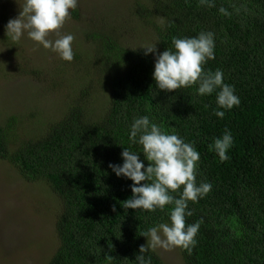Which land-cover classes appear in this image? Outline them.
Returning a JSON list of instances; mask_svg holds the SVG:
<instances>
[{"label":"trees","instance_id":"16d2710c","mask_svg":"<svg viewBox=\"0 0 264 264\" xmlns=\"http://www.w3.org/2000/svg\"><path fill=\"white\" fill-rule=\"evenodd\" d=\"M125 1L129 17L151 32L155 54L126 43L109 13L106 25L83 32V47L72 46L77 66L59 70L60 113L37 120L33 135L18 131L15 114L0 120V159L59 201L58 243L47 264H137L135 255L147 243L141 233L168 222L174 205L163 212L124 208L133 182L109 167L123 163L125 147L147 166L142 147L128 138L133 118L144 115L193 145L200 154L197 183L212 185L204 198L189 201L193 215L185 217L186 226L202 222L191 251L178 247L184 263L264 264V0H214V7L200 0ZM70 15L77 18V9ZM1 20L2 40L13 47ZM202 31L215 38V59L204 70H222L240 99L222 119L214 115L215 92L199 96L196 85L160 90L152 76L156 54L170 48L173 37ZM225 130L234 143L221 162L210 146ZM149 256L151 264H165L155 251Z\"/></svg>","mask_w":264,"mask_h":264},{"label":"clouds","instance_id":"9594fccd","mask_svg":"<svg viewBox=\"0 0 264 264\" xmlns=\"http://www.w3.org/2000/svg\"><path fill=\"white\" fill-rule=\"evenodd\" d=\"M78 2L24 0L20 15L6 24V35L15 45L27 32L31 40L50 48L62 60L71 62L74 59V36L60 35L59 29L70 17V10L77 8ZM200 4L215 6L214 0H200ZM219 12L229 15L223 7ZM53 32L58 36L54 41L47 38ZM141 48L145 55L156 53V44L142 45ZM214 50V33L210 31H202L194 37H173L171 47L156 54L152 76L160 90L173 91L196 85L199 96H209L215 92L217 108L213 110L214 115L222 119L224 110L238 106L240 99L235 94L234 86L224 82L222 70H204L203 66L215 59ZM128 138L132 144L142 147L143 156L149 163L145 166L139 153L125 147L121 152L123 163L109 164L117 177L123 176L133 182L130 185L131 198L124 201L123 207L163 212L167 205H174L168 212V222L158 223L141 233L147 243L141 245L139 254L135 255L137 264H151V257L146 258L145 253L157 248L170 250L180 247L190 252L197 242L195 237L202 221L186 226L185 217L193 215L188 207L189 201L196 203L212 190L209 182L197 183L199 152L177 134L162 131L147 115L133 118ZM233 143L231 132L225 130L221 137L214 139L210 148L223 162L229 159L226 153ZM176 192H179L178 197L170 194Z\"/></svg>","mask_w":264,"mask_h":264},{"label":"rangeland","instance_id":"374dc122","mask_svg":"<svg viewBox=\"0 0 264 264\" xmlns=\"http://www.w3.org/2000/svg\"><path fill=\"white\" fill-rule=\"evenodd\" d=\"M124 2L79 0L78 17L70 15L59 34H72V46L83 47V32L95 30L94 25H106L113 14L126 43L134 47L150 44L151 32L129 17ZM23 5L24 0H0V20L8 23L17 18ZM1 35L0 120L15 114L18 131L33 135L39 127L37 120H47L61 111L62 91H57L55 83L64 65L67 70L77 66L75 49L72 47L74 59L68 62L31 40L27 32L13 47L7 46L9 40L3 41ZM47 38L54 41L58 36L53 32ZM59 211V201L49 187L25 181L11 164L0 159V264H47L58 243L55 220ZM155 252L165 264H185L178 247L157 248Z\"/></svg>","mask_w":264,"mask_h":264}]
</instances>
